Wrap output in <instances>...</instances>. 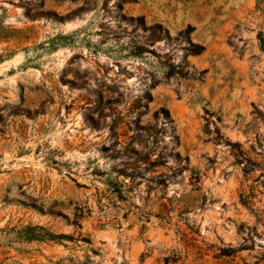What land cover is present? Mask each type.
<instances>
[{
	"label": "rangeland",
	"instance_id": "1",
	"mask_svg": "<svg viewBox=\"0 0 264 264\" xmlns=\"http://www.w3.org/2000/svg\"><path fill=\"white\" fill-rule=\"evenodd\" d=\"M0 264H264V0H0Z\"/></svg>",
	"mask_w": 264,
	"mask_h": 264
}]
</instances>
